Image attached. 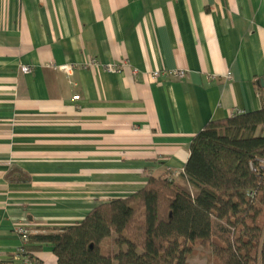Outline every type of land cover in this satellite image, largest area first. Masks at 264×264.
Returning a JSON list of instances; mask_svg holds the SVG:
<instances>
[{
	"label": "crops",
	"instance_id": "obj_1",
	"mask_svg": "<svg viewBox=\"0 0 264 264\" xmlns=\"http://www.w3.org/2000/svg\"><path fill=\"white\" fill-rule=\"evenodd\" d=\"M263 79L264 0H0V264L19 228L74 226L152 176L183 187L193 138L264 108Z\"/></svg>",
	"mask_w": 264,
	"mask_h": 264
},
{
	"label": "trees",
	"instance_id": "obj_2",
	"mask_svg": "<svg viewBox=\"0 0 264 264\" xmlns=\"http://www.w3.org/2000/svg\"><path fill=\"white\" fill-rule=\"evenodd\" d=\"M179 178L183 187L149 177L74 226L29 231L14 259L39 264L34 254L50 245L56 264H189L204 247L215 264H264V108L207 123Z\"/></svg>",
	"mask_w": 264,
	"mask_h": 264
},
{
	"label": "built area",
	"instance_id": "obj_3",
	"mask_svg": "<svg viewBox=\"0 0 264 264\" xmlns=\"http://www.w3.org/2000/svg\"><path fill=\"white\" fill-rule=\"evenodd\" d=\"M98 65L101 66L108 73H121V72H125V71H127V69H129V66L125 62L123 64H120V65H103V64L101 65L95 59H91L89 61V63L86 66H83V67H85V68H87V67H96ZM58 69L60 71L64 72L65 74L70 75L73 72V70H74V66L65 65V66L59 67ZM20 72L22 74H28L30 72V69L28 67L24 66V67L20 68ZM130 74L134 78H136L138 76V72L136 70H131ZM186 76H187V72L185 70L153 71V72H151L149 74L150 80H152L154 82L160 81L163 77H166V78H168L170 80L181 81V80L185 79ZM226 80H231V77L230 76H226ZM78 99H79V97H74L73 98L74 101H77ZM17 234L19 235V238H20V246L17 249L16 253H22L23 249L27 246V243H28L29 231L24 229V228H19V229H17ZM18 264H33V263L28 261L26 257H21Z\"/></svg>",
	"mask_w": 264,
	"mask_h": 264
},
{
	"label": "rangeland",
	"instance_id": "obj_4",
	"mask_svg": "<svg viewBox=\"0 0 264 264\" xmlns=\"http://www.w3.org/2000/svg\"><path fill=\"white\" fill-rule=\"evenodd\" d=\"M110 241L106 240L101 244L103 250L109 248ZM189 264H215V258L211 250L204 247L195 249V255L188 260Z\"/></svg>",
	"mask_w": 264,
	"mask_h": 264
}]
</instances>
